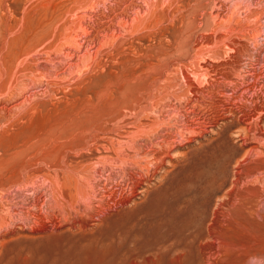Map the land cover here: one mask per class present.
Listing matches in <instances>:
<instances>
[{
  "label": "rangeland",
  "instance_id": "374dc122",
  "mask_svg": "<svg viewBox=\"0 0 264 264\" xmlns=\"http://www.w3.org/2000/svg\"><path fill=\"white\" fill-rule=\"evenodd\" d=\"M263 191L264 0H0V264H264Z\"/></svg>",
  "mask_w": 264,
  "mask_h": 264
},
{
  "label": "bare ground",
  "instance_id": "6f19581e",
  "mask_svg": "<svg viewBox=\"0 0 264 264\" xmlns=\"http://www.w3.org/2000/svg\"><path fill=\"white\" fill-rule=\"evenodd\" d=\"M183 78H184V80H185V82L187 83V84H190V86H192L191 85V81H190V79H189V77H188V75L186 74V73H183ZM130 174H132V173H130ZM148 174V173H147ZM139 175V174H138ZM139 179V178H138ZM136 182H138V181H136ZM136 182H134L133 181V186L136 184ZM133 186H130V195L129 196H126V199H130L131 197H132V195H133ZM136 186V185H135ZM264 192V191H263ZM263 194V193H262ZM121 197V196H120ZM124 198V197H123ZM123 201V200H122ZM127 201V200H126ZM248 203H249V201H248ZM235 204V203H234ZM233 206V205H232ZM236 206V205H235ZM249 207H251V205L249 206ZM237 208V207H236ZM233 214V213H232ZM230 215V214H229ZM258 216V215H257ZM228 217V216H227ZM260 217V216H259ZM261 218V217H260ZM239 220V219H238ZM237 223V222H236Z\"/></svg>",
  "mask_w": 264,
  "mask_h": 264
}]
</instances>
